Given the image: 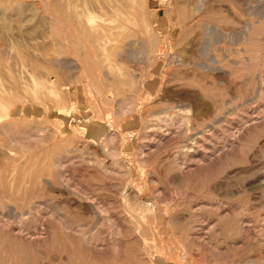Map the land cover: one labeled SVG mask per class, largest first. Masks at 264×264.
<instances>
[{
  "label": "rangeland",
  "instance_id": "rangeland-1",
  "mask_svg": "<svg viewBox=\"0 0 264 264\" xmlns=\"http://www.w3.org/2000/svg\"><path fill=\"white\" fill-rule=\"evenodd\" d=\"M126 4L0 0V264H264V0Z\"/></svg>",
  "mask_w": 264,
  "mask_h": 264
},
{
  "label": "bare ground",
  "instance_id": "bare-ground-1",
  "mask_svg": "<svg viewBox=\"0 0 264 264\" xmlns=\"http://www.w3.org/2000/svg\"><path fill=\"white\" fill-rule=\"evenodd\" d=\"M97 3H99V8H100V13L102 16H107L108 14H111L112 17L110 16V18L114 21V23H116V27L118 30H121V32H123L124 29H126L125 27H123V25L126 22H133V14L130 13L129 11L125 10L126 7V3L129 0H96ZM133 3L138 2L139 0H130ZM199 5V4H198ZM201 7V6H200ZM70 8V7H69ZM85 4H77L75 6H73L71 8L70 15L73 19L74 22H76L78 25H81L82 27H84L90 34L96 35L97 34V30L93 28L92 23H93V17H91V15L89 16L86 12H85ZM198 11V10H197ZM54 18V17H53ZM56 20V19H55ZM98 25V24H97ZM104 25V24H103ZM115 25V24H114ZM113 26V25H112ZM87 32V33H88ZM128 32V31H127ZM122 37V33L118 32L116 33V38H120ZM85 38V37H84ZM111 39V38H110ZM83 40V39H82ZM99 48L101 49H106V47L104 46V44L100 43ZM125 50V49H124ZM128 50V49H126ZM107 53V50L105 51ZM125 52V51H124ZM127 52V51H126ZM118 54V53H117ZM119 55H122V52ZM118 56V55H117ZM174 58V57H173ZM60 61V60H59ZM119 76V75H118ZM128 76V75H127ZM138 78V77H137ZM121 79V78H120ZM138 81V80H137ZM129 83V82H128ZM42 94H37V93H31L30 98L33 100H42L43 99V92H41ZM15 94V93H14ZM59 94V93H58ZM89 94V93H88ZM6 94L2 93L0 90V120L4 117H7L9 115L10 112V101L7 100L5 98ZM91 97L93 96L92 94H90ZM94 97V96H93ZM22 98V96H21ZM56 102L60 103L61 99V95H56ZM101 98V97H100ZM22 100V99H21ZM101 100V99H100ZM25 101V100H22ZM29 102V101H28ZM130 102V101H129ZM27 103V102H26ZM125 103V102H124ZM165 103V102H164ZM170 107V106H169ZM174 107V106H173ZM102 112V111H101ZM151 118V117H150ZM155 122V121H154ZM63 124V123H62ZM109 124V123H108ZM16 126V124H15ZM111 126V125H110ZM3 127V126H2ZM5 127V126H4ZM56 127V126H55ZM154 127V126H153ZM152 127V128H153ZM8 128V125L7 127ZM14 128V127H12ZM3 130V129H1ZM5 130V129H4ZM37 130V129H36ZM184 148V147H183ZM196 155V154H195ZM7 158V157H6ZM10 158V157H8ZM7 158V159H8ZM16 160V159H15ZM58 164V163H57ZM184 164V163H183ZM54 165V164H53ZM186 170V169H185ZM46 182V181H45ZM13 210V209H12Z\"/></svg>",
  "mask_w": 264,
  "mask_h": 264
}]
</instances>
